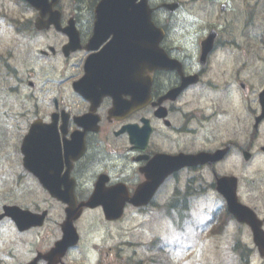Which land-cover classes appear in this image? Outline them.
<instances>
[{
    "label": "flooded vegetation",
    "instance_id": "obj_1",
    "mask_svg": "<svg viewBox=\"0 0 264 264\" xmlns=\"http://www.w3.org/2000/svg\"><path fill=\"white\" fill-rule=\"evenodd\" d=\"M167 1L170 4L179 1L172 13L150 0L149 6L152 20L165 31L161 47L173 60L170 70L151 74L148 105L128 117L109 118L112 101L104 96L97 107L100 117L97 131L84 133L74 121L89 111L90 104L69 87V92L62 90V63L67 65L68 61L63 59L60 65H55L40 55L26 61H15L11 52L5 58L0 56V264H54V259L48 262L44 256L63 236L61 226L68 216L69 204L74 208L70 219L80 214L72 221L79 240L55 264H112L116 252L113 248L106 250L104 242L106 236L112 235L111 226L120 220L106 219V204L100 198H96L94 207H83L93 201L97 182H101L104 193L120 186L131 196L146 182L155 162L162 172L168 165L159 164V160L181 154L205 153L212 157L204 164L183 167L170 174L158 192L170 189L182 193L190 181L188 175L195 172L201 174L204 184L214 182V188L217 179L235 177L238 200L254 212L264 232V119L256 125L260 89L244 92L246 83L239 82L240 89L234 88L220 101V87L204 79L214 68L225 70L230 73L228 86L232 88L239 74L248 75L249 61H242L241 69L237 61H230L231 67L226 69L228 61H212L211 55L205 61L199 59L201 42L211 30L218 32L213 49L224 44L219 34L222 26L214 25L203 28V37L191 49V55L197 58L187 56L180 47L185 46L187 34L179 32L189 30L179 27L188 23L180 18L185 6L180 0ZM194 1L203 10L211 8L210 14L219 13L227 23V35L230 34L228 20L233 23L239 19L238 0ZM87 8L89 20L83 28L82 12L78 13L82 9L80 3L69 15L83 44L90 37L93 22L92 10ZM161 14L167 16L166 22L160 21ZM247 14L246 9L244 15ZM26 35L29 43V32H20L21 38ZM73 55H81L78 62L81 73L87 54L81 51ZM256 71L264 73V68L259 66ZM196 106L200 110L191 112ZM128 124L143 130L135 145L128 137ZM73 136L75 142L79 137V142L82 141L81 155L79 146L73 147L76 145L71 141ZM51 149L57 153L48 154ZM245 153L250 157L248 161L243 158ZM32 171L42 174V181ZM53 180L59 182L54 192H66L63 198L69 204L52 197L44 187L47 183L50 188ZM13 208L28 212V216ZM127 209L134 208L126 204L124 211ZM244 231L253 244L251 231L248 228ZM248 251L254 252L264 264L255 247L250 246Z\"/></svg>",
    "mask_w": 264,
    "mask_h": 264
},
{
    "label": "rangeland",
    "instance_id": "obj_2",
    "mask_svg": "<svg viewBox=\"0 0 264 264\" xmlns=\"http://www.w3.org/2000/svg\"><path fill=\"white\" fill-rule=\"evenodd\" d=\"M181 1L185 3L186 0ZM246 3L250 5L248 2ZM20 5L23 4L20 3ZM61 6L65 14L73 12V9L71 8L72 4L69 2V0L61 1ZM192 7L193 6L188 8ZM204 7L205 6H203V8ZM0 10L7 12V15L11 16L13 15L14 11L16 12V10H18V7L15 4V0H0ZM240 11H242V8H240ZM210 13H212L211 8H204V10L200 12L201 17L204 15L203 20L207 25L217 21L216 15H210ZM263 18L264 13H258L255 17V21H262ZM81 20L80 27L83 28L87 25L89 20L87 4L81 13ZM188 21L189 23H184V25H179V27H185L189 30L181 31L179 29V32L187 34L184 43L186 46H192L193 49L194 45L197 44V40L201 38L202 32L198 29L197 22L190 18H188ZM237 21L238 23L235 24V27L230 33V37L235 38V40L232 39V41L238 44L239 49L234 50L232 53L227 52L225 57L241 58L245 52L247 53V56L251 58V61H256V57L260 54V51L255 46L262 44L258 43L254 46H246L244 41L246 40V37L241 34V18H239ZM225 24L226 23H224V21L221 22V25L225 26ZM199 27L203 28L202 25ZM175 31L176 28H174L173 34ZM196 216L198 221H201L203 218L201 214H197ZM112 231L114 233V239H116L114 241H118L117 244L122 249L121 253H123L122 251L124 249L130 251L129 254H132V251H136L137 259H142L143 255L146 254L145 246L150 241V239H152L154 236H159L164 240L167 247L166 252H162L160 258L161 260L158 262V264H164V262H166V264H227L230 261L229 255L227 252H225V248L229 246L228 239L225 240L224 244H217L214 241H210V239L208 240L207 231H204L203 229L199 230V236H197L195 239L191 237L194 240L191 245L188 247L179 246L178 250H175L171 247L173 241L177 239L181 242L183 239H186L187 236L190 237V235L176 231L175 228L173 226L171 227L169 224H159L156 226L155 219L153 221H140L139 217H136L132 221H129L125 224L114 226ZM192 233L195 235V232ZM114 241H111L108 243V245H112ZM144 257H149V254L145 255ZM231 264H233V262H231Z\"/></svg>",
    "mask_w": 264,
    "mask_h": 264
},
{
    "label": "water",
    "instance_id": "obj_3",
    "mask_svg": "<svg viewBox=\"0 0 264 264\" xmlns=\"http://www.w3.org/2000/svg\"><path fill=\"white\" fill-rule=\"evenodd\" d=\"M32 5L37 7L38 9L42 10V13H45L51 9V6L56 3L57 0H51V3H48V0H28ZM112 1L116 0H101V2L98 4V6L95 9V25H94V35L90 43H96L95 46L92 48L97 47L101 42H103L106 38V4ZM146 24V23H145ZM147 25V24H146ZM145 29V28H144ZM115 31V29H114ZM159 38H161V33L159 35ZM153 54V53H152ZM96 58L99 59V61H96L93 56H90L87 61V71H89L90 67L94 65H102V61H106V50L103 51L101 54L98 56H95ZM163 57V59H162ZM159 55L158 61H167L165 56L162 54ZM141 57L139 56V59ZM141 61V60H138ZM143 61V60H142ZM146 62V61H143ZM242 208L239 207L236 204H231L230 210L234 213L235 216H238L242 213ZM67 242V240H64Z\"/></svg>",
    "mask_w": 264,
    "mask_h": 264
}]
</instances>
